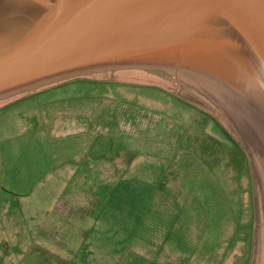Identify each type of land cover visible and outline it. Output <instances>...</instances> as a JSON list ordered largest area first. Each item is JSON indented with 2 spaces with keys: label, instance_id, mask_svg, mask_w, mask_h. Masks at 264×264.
<instances>
[{
  "label": "rangeland",
  "instance_id": "374dc122",
  "mask_svg": "<svg viewBox=\"0 0 264 264\" xmlns=\"http://www.w3.org/2000/svg\"><path fill=\"white\" fill-rule=\"evenodd\" d=\"M185 81L118 71L1 101L0 264H264L246 149Z\"/></svg>",
  "mask_w": 264,
  "mask_h": 264
},
{
  "label": "water",
  "instance_id": "95a60500",
  "mask_svg": "<svg viewBox=\"0 0 264 264\" xmlns=\"http://www.w3.org/2000/svg\"><path fill=\"white\" fill-rule=\"evenodd\" d=\"M118 71L185 81L184 72L222 93L232 87L228 100L258 120L249 128L263 145L264 0H0V102ZM238 81L243 92L233 89ZM191 85L232 124L262 189L249 129Z\"/></svg>",
  "mask_w": 264,
  "mask_h": 264
},
{
  "label": "bare ground",
  "instance_id": "6f19581e",
  "mask_svg": "<svg viewBox=\"0 0 264 264\" xmlns=\"http://www.w3.org/2000/svg\"><path fill=\"white\" fill-rule=\"evenodd\" d=\"M179 74H180L179 75L180 78H183V79L188 78V80L192 82L194 85L200 86V89L202 90L205 89L210 92H213L215 94L214 101L217 102L218 105L222 107L232 119L238 120L243 127H246L249 129L247 130L248 131L247 143H248V147L250 151L254 155V157H252V161L257 171L259 182L264 191V137L258 136V138L263 141V145H261V143H259L260 140L257 139V136L253 134L254 132L253 131L251 132V129L249 128V127L253 128V125L255 124H251V123H257L258 120L256 118L251 117L252 115L249 114V111L244 110L246 108L245 106L243 109L239 105L235 103H231L228 100L229 93L232 92V89H231L232 87L229 88L230 91H227L228 90L227 88L222 87L226 89L227 91L226 93H222L223 91L221 89L219 90L210 89V85L208 84L206 85L204 82H202L200 78H203V76L197 77L199 79L197 80L194 76H191L190 74H187L184 72H180ZM240 78L242 77L235 76V80L240 79ZM209 79L213 80L212 78H209ZM245 84H246L245 82L240 83L239 81L236 82V84L234 83L233 85H237V87H233L234 91L243 92L242 86L245 87L246 86ZM246 97L244 98L246 99ZM250 117H251V120H250ZM246 123H249L248 125L250 126H248ZM260 126L261 125L259 123V127ZM258 144H260L261 146Z\"/></svg>",
  "mask_w": 264,
  "mask_h": 264
}]
</instances>
